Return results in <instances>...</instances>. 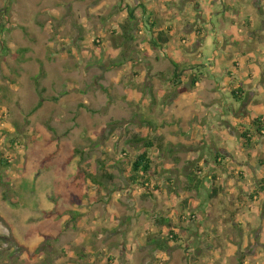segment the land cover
Instances as JSON below:
<instances>
[{"label":"rangeland","instance_id":"1","mask_svg":"<svg viewBox=\"0 0 264 264\" xmlns=\"http://www.w3.org/2000/svg\"><path fill=\"white\" fill-rule=\"evenodd\" d=\"M259 114L264 0H0V264H264ZM132 133L165 143L151 149L150 197L127 179ZM97 160L113 175L101 191L84 175Z\"/></svg>","mask_w":264,"mask_h":264},{"label":"trees","instance_id":"2","mask_svg":"<svg viewBox=\"0 0 264 264\" xmlns=\"http://www.w3.org/2000/svg\"><path fill=\"white\" fill-rule=\"evenodd\" d=\"M139 7L142 9V14L145 17L146 22L149 24L151 29H155V27L157 26V21L154 19V17L152 16V14L154 13V10L150 7L151 11L146 10V8H148L146 5H144L143 3H139ZM123 9L128 11V16L126 18V20L124 21V23L122 24V32H121V36H122V42L121 44H130V42L135 40V36H134V31H135V20L136 15L134 14V9L135 8H130L128 5L123 6ZM166 31H171V27H167V29H157V30H153V36H152V44L154 46H164L165 44L168 43L169 41V35L167 34ZM129 47V46H128ZM127 51V47L124 49L125 53ZM126 61V57L122 55V58L119 59V61L113 62L111 65L112 66H120L123 63H125ZM178 69H176L174 71V78L172 80V84L174 83H180V77H179V71H177ZM34 80L35 83L38 84V79L37 76H34ZM193 84H196L197 80L196 77L192 79ZM233 95L236 97V99H239V97L241 96V92L240 91H233L232 92ZM56 99V98H53ZM40 106V102L37 104V107ZM36 109V107L34 108ZM33 109V110H34ZM250 124L253 126V128L259 133L264 131V120L262 119L261 116L258 117H254L251 121ZM240 137L243 140V146L245 147H250L251 145V133H250V129L249 128H241L240 130ZM127 143L129 144H138L140 145L141 149L138 151V153L136 155H134V157L132 159H129V156H127V154L125 153L124 155H126V161L129 162V166L128 168H126V172H127V179L130 181L131 184H137L139 186H141L144 189L143 192V197H150L151 195V174H152V165L154 163V159L151 156V149L153 148H157L158 151H161L164 149L165 147V143L163 140V136H143V135H139V134H135L132 133L130 134V138L127 140ZM169 151H171V148H168ZM215 158L219 159L222 158V156L218 153L215 154ZM123 162L126 163V161L124 159H121ZM5 161V160H4ZM84 175L86 177V179H88V181H90L96 188L98 191H101V189H103L105 187V182L107 180H112L113 179V175L111 173H109L106 169V162L103 160H97L96 161V166L93 170L86 172L84 171ZM189 177H191V179H189ZM213 179H216V177H214L213 175ZM202 180L199 178V176H197V174H195L193 171H191L188 175V184L185 187L186 189L189 190H197V188H199L201 186ZM264 183V178H262V180L260 181V188L262 190H264V186H262V184ZM157 187V186H156ZM218 191V188H213V194H216ZM72 201L77 203L80 202V196L79 194H73L72 196ZM165 222H167V224L169 226H171L172 224L170 223V221L164 220ZM8 223V222H7ZM9 226H11L10 224H8ZM172 236L176 239V235L173 232V230H170Z\"/></svg>","mask_w":264,"mask_h":264},{"label":"crops","instance_id":"3","mask_svg":"<svg viewBox=\"0 0 264 264\" xmlns=\"http://www.w3.org/2000/svg\"><path fill=\"white\" fill-rule=\"evenodd\" d=\"M174 13V12H173ZM246 13V12H245ZM250 14H247V16H249ZM190 27L192 28V25H187L186 26V28H188V29H190ZM251 27H253V24L252 23H250L249 25H248V28L250 29V30H252V28ZM198 28V27H197ZM247 28V29H248ZM238 31L239 32H242L243 31V29L242 28H239L238 29ZM194 34H195V32H194ZM202 34V33H201ZM201 34H200V36H201ZM252 34L251 33H249V34H247V36L246 37H244L243 36V39L244 38H252ZM195 39H202V37H198L196 34H195ZM238 40V39H237ZM202 42V41H201ZM201 42H199L198 43V46L201 44ZM244 42V41H243ZM242 42V43H243ZM249 58H250V56H246V55H243L242 57H239V58H236V59H234V65H235V67H234V69H235V72H234V74H235V77H236V75H237V77H239L240 78V75L239 74H237L239 71H240V69L241 68H243V66H244V63H245V60H249ZM238 60V61H237ZM233 62V60L231 61V63ZM237 65V66H236ZM253 68H256V66H255V64L253 65ZM245 71V70H244ZM251 71V70H250ZM250 71H247V73H246V75H250ZM252 72V71H251ZM231 74H232V72H231ZM246 77V76H245ZM252 78H256L255 77V75L252 77ZM250 81H251V79H249ZM236 88V91H240L241 93H243L242 91H241V87L240 86H236L235 87ZM251 91V90H250ZM253 95L255 94V92L253 91V92H251ZM258 116H261L262 117V119H264L263 118V115L262 114H259ZM224 148V147H223ZM227 150V152H225V154L227 153L228 155L231 153V150L229 149V148H227L226 149ZM249 253V252H248ZM250 254L252 255L253 253L252 252H250ZM250 255V256H251ZM253 256V255H252ZM251 259V258H250ZM246 262V260L243 262V264Z\"/></svg>","mask_w":264,"mask_h":264}]
</instances>
